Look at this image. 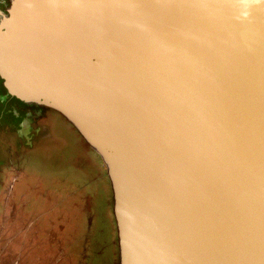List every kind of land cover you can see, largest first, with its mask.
Masks as SVG:
<instances>
[{
  "label": "water",
  "instance_id": "water-1",
  "mask_svg": "<svg viewBox=\"0 0 264 264\" xmlns=\"http://www.w3.org/2000/svg\"><path fill=\"white\" fill-rule=\"evenodd\" d=\"M0 80L99 157L118 264H264V0H9Z\"/></svg>",
  "mask_w": 264,
  "mask_h": 264
},
{
  "label": "flooded vegetation",
  "instance_id": "flooded-vegetation-1",
  "mask_svg": "<svg viewBox=\"0 0 264 264\" xmlns=\"http://www.w3.org/2000/svg\"><path fill=\"white\" fill-rule=\"evenodd\" d=\"M8 6L9 0H0V11L5 13ZM12 100L15 101L14 98ZM16 102L26 106L28 111L39 108ZM48 112L43 116H28L27 130L36 142L31 143V149L39 146L60 148L59 138L62 137L56 131V126L61 123L59 117L66 125L68 123L58 113L51 110ZM68 126L77 134L71 125ZM77 136L80 138L78 134ZM23 139L19 140L24 141ZM64 145L68 146V141ZM74 147L71 148L72 152ZM25 157L26 153H21L14 156L13 160L0 163V232L8 229L7 235L11 236L8 240L13 241L15 237L20 236L21 230L30 233L25 241L33 249L25 250L27 262L28 253H31L33 263L37 264H89L87 249L84 246V232L90 229H87L88 223L85 222V229L80 235L77 224L82 214L81 211L78 213L80 208L84 210V218L89 216L88 207L92 199L87 193V186L78 187L79 185L73 184V179L68 177L59 178L60 184L55 183L56 179L47 184L41 178L29 176L23 171L24 167L20 163ZM99 164L104 172V180L108 181L102 162L99 161ZM89 183L91 188L92 179ZM108 186L110 187V184ZM89 224L91 225L92 221Z\"/></svg>",
  "mask_w": 264,
  "mask_h": 264
},
{
  "label": "rangeland",
  "instance_id": "rangeland-1",
  "mask_svg": "<svg viewBox=\"0 0 264 264\" xmlns=\"http://www.w3.org/2000/svg\"><path fill=\"white\" fill-rule=\"evenodd\" d=\"M16 101L8 96L0 80V163L26 153L20 163L24 167L23 171L29 176L41 178L47 184L53 179H56L55 183L60 184L59 178L68 177L73 179V184L79 185L78 187L87 186V193L92 199L88 207L89 216L84 218V210L80 208L78 213L81 211L82 214L77 224L80 235L85 229V222L88 223L87 229H90L84 232V246L87 249L89 264H118L115 222L111 208L112 193L108 181L103 178L104 172L100 169L99 157L60 117L58 120L61 123L56 126L57 133L62 137L59 138L60 148L39 146L31 149L35 138L27 130L28 116L47 115L49 109L39 107L28 111L26 106ZM21 138H24V141H20ZM66 141L68 146L64 145ZM71 143L72 147L75 146L73 152ZM55 145L57 146L56 143ZM91 179L93 184L90 188ZM7 230L0 232V264H37L33 263L31 253H28V262L25 259V250L33 249L25 241L30 233L21 230L20 236L15 237L13 241L8 240L11 236L7 235Z\"/></svg>",
  "mask_w": 264,
  "mask_h": 264
}]
</instances>
